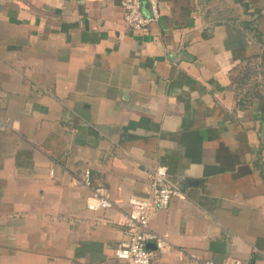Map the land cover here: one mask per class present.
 I'll return each mask as SVG.
<instances>
[{"label":"crops","instance_id":"1","mask_svg":"<svg viewBox=\"0 0 264 264\" xmlns=\"http://www.w3.org/2000/svg\"><path fill=\"white\" fill-rule=\"evenodd\" d=\"M157 1L137 35L121 0H0V264H130L162 165L182 195L155 264H264V0ZM86 171L113 208L88 210Z\"/></svg>","mask_w":264,"mask_h":264},{"label":"built area","instance_id":"2","mask_svg":"<svg viewBox=\"0 0 264 264\" xmlns=\"http://www.w3.org/2000/svg\"><path fill=\"white\" fill-rule=\"evenodd\" d=\"M125 10V24L135 34H144L160 18L157 0L150 1L151 12L146 15L142 0H121ZM10 128L0 119V131ZM80 183L93 191L87 208L90 211H105L115 206L109 190L95 187L90 171H86ZM180 185L169 178V168L157 167L152 176L151 193L148 199L132 198L129 200L130 213L124 222L126 239L115 248V257L130 264H155L157 256H167L175 250L167 235H160L151 228V222L159 211L167 210L173 198L181 196ZM181 259H188L191 264H217L194 252H181ZM240 264V262H236Z\"/></svg>","mask_w":264,"mask_h":264}]
</instances>
